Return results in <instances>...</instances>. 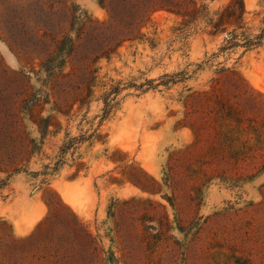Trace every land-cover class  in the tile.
Returning <instances> with one entry per match:
<instances>
[{"label": "rangeland", "instance_id": "374dc122", "mask_svg": "<svg viewBox=\"0 0 264 264\" xmlns=\"http://www.w3.org/2000/svg\"><path fill=\"white\" fill-rule=\"evenodd\" d=\"M135 1L0 0V264H264V0Z\"/></svg>", "mask_w": 264, "mask_h": 264}, {"label": "trees", "instance_id": "16d2710c", "mask_svg": "<svg viewBox=\"0 0 264 264\" xmlns=\"http://www.w3.org/2000/svg\"><path fill=\"white\" fill-rule=\"evenodd\" d=\"M187 3L186 0H171L169 4H174L175 8L182 11L183 8H186ZM109 4H111V1ZM166 7L167 6L163 5L162 1H159V4H156L149 0H139L133 3L131 9L123 13H120L119 11L117 12L113 7L110 8L111 25L109 27H111L116 21H119V23L117 24V29L112 30V33H109L108 36L106 35L102 40L103 48L107 51H111L113 48L120 47L127 40L135 41L140 39V36H142L140 33V24H142L152 12ZM166 9H168V7ZM263 39L264 30L254 39L244 38L242 40L243 43H239V41H237L238 35L232 32L229 34V39L227 41L231 48L241 47L245 49V52H248L260 47Z\"/></svg>", "mask_w": 264, "mask_h": 264}]
</instances>
